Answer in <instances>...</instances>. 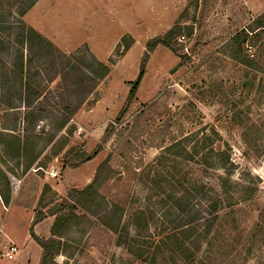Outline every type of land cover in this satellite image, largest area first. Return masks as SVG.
<instances>
[{"label": "rangeland", "instance_id": "374dc122", "mask_svg": "<svg viewBox=\"0 0 264 264\" xmlns=\"http://www.w3.org/2000/svg\"><path fill=\"white\" fill-rule=\"evenodd\" d=\"M257 18L246 0H0V84L11 85L24 74V56L35 90L28 107L18 91L0 89V169L9 180L2 189L10 196L6 205L0 194V231L20 239L22 248L36 243L33 233L51 239L46 225L38 233L34 225L40 210L52 208L39 205L44 187L52 188L59 203L89 185L107 162L112 174L101 193L123 208L120 231L91 217L66 233L57 264H148L146 256L166 235L161 216L171 206L154 196L151 179L157 176L179 180V197L195 187L222 200L215 230L223 253L218 247L205 254L203 246L176 258L177 264H264V243L251 254L242 249L264 214V31L249 33L241 50L231 43ZM174 27L182 28L177 52L158 46L149 54L136 98L118 121L148 43ZM28 29L60 53L51 57L31 49ZM93 57L109 69L102 78ZM193 135L184 151L173 150L181 157L166 151ZM205 136L206 150L195 155L192 146ZM98 147L102 151L92 161L67 166L70 149L92 154ZM211 149L228 152L231 175L202 163ZM221 178L233 182L230 196ZM188 198L206 204L197 192ZM140 211L145 218L137 219ZM8 244L0 239V260H9ZM158 264L174 263L161 257Z\"/></svg>", "mask_w": 264, "mask_h": 264}, {"label": "trees", "instance_id": "16d2710c", "mask_svg": "<svg viewBox=\"0 0 264 264\" xmlns=\"http://www.w3.org/2000/svg\"><path fill=\"white\" fill-rule=\"evenodd\" d=\"M257 30L264 31V13L258 17L247 30H242L239 34H237L232 39L231 43H234L238 47V50H241L242 45L249 39V33H255ZM181 34L182 28L174 27L169 32H167L166 35L156 37L148 43V50L144 56L138 78L131 84L126 106L122 110L118 121L127 112V109L136 98L137 91L146 73V66L150 58L149 54L153 53L158 46H164L176 53L177 50L175 47V40ZM27 36L29 43L28 45L31 49L34 45V47L38 48L39 52L42 53V51H44L51 57L53 56V53H60L49 41H47L33 29L27 30ZM124 46L126 50L130 49V44L126 43ZM93 61L94 65H97L100 70H103V74L100 76V78L104 77L109 72V69L94 57ZM20 63V69L24 74L20 76L16 82L11 83V85L9 80L2 83V85L0 84V89L2 90L4 88L6 91H18L17 93L19 95V101L23 102V100H25V102H27L26 105L31 107L30 98L35 90L32 88L28 80L29 77L24 72V56L21 58ZM74 68L68 67L67 70H73ZM34 95L38 94L35 93ZM0 98V102L1 100L3 101V98ZM9 107L11 109H17L20 106L17 104H11ZM66 125L67 121L63 123L62 127L64 128ZM109 132L110 131L107 130L106 134ZM215 135L219 137V134L216 132ZM196 136L197 135L189 136L184 140L170 146L166 151L181 157L182 154H177V149H183L184 151L186 149L185 147L192 143ZM209 139L210 138L205 136L200 143L198 142L197 144H194V146H192L193 153L195 155L203 153L206 150L207 141H209ZM173 150L176 151L173 152ZM101 151L102 147H98V149H96L92 154H87L86 152H77L76 149H70L66 154L70 157L67 161V166L71 169H77L83 164L95 159ZM202 163H204L209 168L226 171L228 175H231L234 168L231 157L227 151H216L211 149L205 155H203ZM111 174L112 170L109 168L108 163L104 162L98 168L93 181L89 185H87L81 191L76 189L71 190L67 198L62 199L59 203L56 201V204L55 197H57V194L52 190L51 187H44L39 205L41 207L43 206L44 209L50 206H52V208L48 212L40 210L34 220V225L41 223L48 217H55V221L51 227V239L41 238L35 233L32 235L35 242L42 249L40 264H57L55 257L66 245V242L62 240L66 233L71 231L76 226H79V224L82 222H90L91 217L97 219L109 231L115 234L119 233L123 222L124 210L119 204L108 202L101 193V189L110 180ZM151 181L156 188L154 196L160 198L162 203H167L166 199H168V201L171 203V206H167L168 208H166L165 213H163L161 216L164 226L167 227V230H165L166 235L162 236V238L157 242L156 251L151 254V256H146V261L148 264H158V261L161 257L162 259L171 257L172 262L177 264L176 260L181 258V255H184L185 252H199L203 246H206L205 254L210 251V253L214 254V249H218V247H220L218 252L223 253L225 250L223 249L224 245L219 246L218 232L215 230V226L218 221V215L216 213L222 205L221 198L213 200L212 198L208 197V193H205L204 190L199 191L198 189L197 191L195 187L193 189L194 192H188L187 190V194H183L179 197L174 192L175 190L179 189L178 187H182L179 180H177V183L175 182L174 184L165 178L160 179L157 176L154 177L153 180L151 179ZM221 181L223 193L229 195L228 188L233 186V182H231L230 178H221ZM3 183L7 188L9 187L8 177L0 169V194L4 200V203L8 205L10 196L5 195V192L2 189ZM195 192H197L199 195H202V200L206 201V204H204V202H193H197L194 198L198 195H196L192 201L188 198V195L192 196V194L194 195ZM47 193H51L52 196V199L48 202L45 199ZM78 209L83 210L85 214H77ZM136 215L137 219L145 218L144 211H140L136 213ZM236 243L241 245L242 241L239 240ZM263 243L264 214L260 217L253 233H251L248 236L246 242L243 243L242 249H245L248 254H251L257 245ZM233 247L234 248L232 252H236V244H234Z\"/></svg>", "mask_w": 264, "mask_h": 264}, {"label": "crops", "instance_id": "0c3cea01", "mask_svg": "<svg viewBox=\"0 0 264 264\" xmlns=\"http://www.w3.org/2000/svg\"><path fill=\"white\" fill-rule=\"evenodd\" d=\"M246 5L248 7L249 12L253 15V17L254 16L260 17L264 13V0H246ZM53 223L54 222H52L51 218L46 219L44 222H41L40 224H38L35 230L38 233V230L41 227L45 228V225H46L49 232H51V227ZM1 238L2 239L4 238L7 241V243L16 246V248L17 249L19 248V250L16 256H14L13 260L9 261L6 258H4L3 260H0V264H36L35 261L37 262V264H39V262L41 261L42 249L40 246L36 245V243H34L33 241H31L29 245H26V247L22 248L19 246L20 239L19 240L14 239L11 234L9 233L5 234L3 230L0 231V239ZM45 238H46V235H45Z\"/></svg>", "mask_w": 264, "mask_h": 264}, {"label": "built area", "instance_id": "2783aa9c", "mask_svg": "<svg viewBox=\"0 0 264 264\" xmlns=\"http://www.w3.org/2000/svg\"><path fill=\"white\" fill-rule=\"evenodd\" d=\"M184 39V38H183ZM17 253V248L14 245H10L6 247V254L5 256L9 259L12 260L14 259L15 254Z\"/></svg>", "mask_w": 264, "mask_h": 264}]
</instances>
